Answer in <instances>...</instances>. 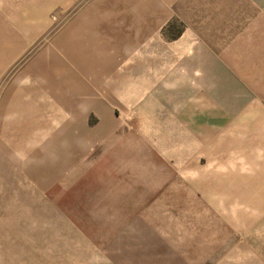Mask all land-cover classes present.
<instances>
[{
  "label": "rangeland",
  "instance_id": "374dc122",
  "mask_svg": "<svg viewBox=\"0 0 264 264\" xmlns=\"http://www.w3.org/2000/svg\"><path fill=\"white\" fill-rule=\"evenodd\" d=\"M89 1L0 0V264H264V0L88 54Z\"/></svg>",
  "mask_w": 264,
  "mask_h": 264
},
{
  "label": "crops",
  "instance_id": "0c3cea01",
  "mask_svg": "<svg viewBox=\"0 0 264 264\" xmlns=\"http://www.w3.org/2000/svg\"><path fill=\"white\" fill-rule=\"evenodd\" d=\"M190 4L187 0H90L81 17L68 24L67 36L71 42H82L88 54L91 44H101L105 52L107 43H153L173 16L187 17Z\"/></svg>",
  "mask_w": 264,
  "mask_h": 264
}]
</instances>
